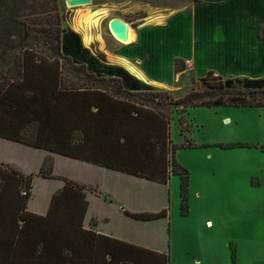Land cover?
<instances>
[{"label":"trees","instance_id":"obj_1","mask_svg":"<svg viewBox=\"0 0 264 264\" xmlns=\"http://www.w3.org/2000/svg\"><path fill=\"white\" fill-rule=\"evenodd\" d=\"M185 68L175 60L176 72ZM198 81L175 98L93 54L63 24L59 0H0V137L50 152L38 174L0 163V264H171L167 252L85 228L87 186L73 179L60 176L65 184L46 215L29 211L28 201L35 175L55 177L58 153L163 184L179 175L184 209L190 176L175 154L194 143H173L175 114L264 107V76L209 71ZM132 215L153 220L167 211Z\"/></svg>","mask_w":264,"mask_h":264},{"label":"rangeland","instance_id":"obj_2","mask_svg":"<svg viewBox=\"0 0 264 264\" xmlns=\"http://www.w3.org/2000/svg\"><path fill=\"white\" fill-rule=\"evenodd\" d=\"M99 1L102 0L71 6L67 0H59L63 24L73 29L77 8L103 7ZM108 4L104 6L109 7L105 18L92 26L96 41L90 51L95 55L103 53L107 63L116 64L113 54L128 43L118 40L109 28L110 19L123 9ZM198 79L184 75L180 89L150 85L156 90H169L179 98L197 82L199 86ZM235 87L244 89L240 83ZM171 138L179 145L194 143V147H181L175 154L190 176L184 209L179 175H171L166 185L122 176L101 174V178L85 169L83 163L68 158H59L58 171L78 179L83 175L93 181L104 179L107 189H118L120 198L135 213H159L166 209L167 218L147 222H127L116 202L105 211L112 227L125 231L148 248L164 249L171 264H264V107H189L175 114ZM0 144V155L28 167L36 166L38 151ZM54 185L53 181L38 179L34 183L33 204Z\"/></svg>","mask_w":264,"mask_h":264},{"label":"crops","instance_id":"obj_3","mask_svg":"<svg viewBox=\"0 0 264 264\" xmlns=\"http://www.w3.org/2000/svg\"><path fill=\"white\" fill-rule=\"evenodd\" d=\"M144 1H99L102 6L108 2L109 6L121 7L123 12L112 18L118 17L128 22L136 35L134 41L123 45L118 54H113L114 63L118 64L117 58L128 59L130 63L132 62L141 70L148 80V82L145 81L146 83L155 82L154 85L158 84L157 86L169 90L180 89L181 79L187 74L197 78L206 75L209 71L227 77L256 78L264 76V38L260 36L261 27L264 26V0ZM140 12L143 14L141 15ZM176 59H180L186 64V68L181 72L175 71ZM0 143L38 151L39 159L35 167H28L7 156L0 155V163L11 164L25 174H38L45 157L50 153L48 150L31 147L3 137H0ZM53 154L55 156V177L45 178L35 175L32 196L28 201L29 211L46 215L50 209L53 196L65 184L60 176L68 177L87 186L86 198L89 205L84 220L85 228L148 248L137 243V240L125 231L121 232L112 227L111 218L107 215L108 212L105 211V208L114 205L116 202L119 205L118 209L123 212V219L127 222L155 221L167 218V216L153 220L138 219L132 215L135 212L128 208L124 199L120 198L118 189H107L104 179L93 181L84 175L79 179L69 177L59 173L58 162L59 158L79 161L84 164L85 169L96 172L101 178H103L101 174L105 177L146 178L93 162L58 153ZM38 179L53 181L55 185L49 187L40 195L39 201L33 204L35 200L34 183ZM101 209H104L105 214ZM152 250L166 252L164 249L152 248Z\"/></svg>","mask_w":264,"mask_h":264},{"label":"bare ground","instance_id":"obj_4","mask_svg":"<svg viewBox=\"0 0 264 264\" xmlns=\"http://www.w3.org/2000/svg\"><path fill=\"white\" fill-rule=\"evenodd\" d=\"M109 7H99L92 8L91 6L78 7L75 13V17L72 22V28L81 34L82 42L86 47H91L96 41V36L91 31L93 25H98L102 18L108 13ZM94 23V24H93ZM136 38L134 30L131 28L129 32V40L124 43H131ZM119 40V39H118ZM116 59V58H115ZM116 62L127 69L131 74L141 79L142 81H147L141 70L128 61L125 58H117ZM157 81V80H156ZM160 82V81H159ZM151 84H156L155 82ZM158 85V84H157Z\"/></svg>","mask_w":264,"mask_h":264},{"label":"water","instance_id":"obj_5","mask_svg":"<svg viewBox=\"0 0 264 264\" xmlns=\"http://www.w3.org/2000/svg\"><path fill=\"white\" fill-rule=\"evenodd\" d=\"M91 2L92 0H67V3L71 6L90 4ZM109 28L112 34L121 42L129 40V32L132 27L125 20L118 17L112 18L109 22Z\"/></svg>","mask_w":264,"mask_h":264}]
</instances>
